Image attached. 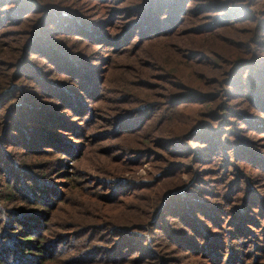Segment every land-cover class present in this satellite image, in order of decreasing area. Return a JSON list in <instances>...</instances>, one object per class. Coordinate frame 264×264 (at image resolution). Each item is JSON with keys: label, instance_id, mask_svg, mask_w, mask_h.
Masks as SVG:
<instances>
[{"label": "trees", "instance_id": "trees-1", "mask_svg": "<svg viewBox=\"0 0 264 264\" xmlns=\"http://www.w3.org/2000/svg\"><path fill=\"white\" fill-rule=\"evenodd\" d=\"M117 66L139 106L102 118ZM157 105L195 124L156 136ZM88 150L106 166L71 171ZM74 189L89 214L53 228ZM0 264H264V0H0Z\"/></svg>", "mask_w": 264, "mask_h": 264}, {"label": "rangeland", "instance_id": "rangeland-1", "mask_svg": "<svg viewBox=\"0 0 264 264\" xmlns=\"http://www.w3.org/2000/svg\"><path fill=\"white\" fill-rule=\"evenodd\" d=\"M106 50V49H105ZM124 72L121 66H117L116 69L114 71H112V73L109 76V84L107 85V91L104 93V95L106 96L107 100H105L104 102H101L100 104H96L95 106H93L94 108L97 109V114L100 115V117L102 118H108V116H111L113 114H115V109L119 106L121 107H125L127 109H132V108H137V106H139V104L137 103H118V101H116L117 97H120L119 94H116L113 92V90L116 88L117 83L119 82V78L121 77V73ZM152 72V71H151ZM125 80L128 79H134V76L128 75L125 73L124 75ZM142 93H138L136 92L138 99H147V100H152V91L149 90H142ZM156 93V92H155ZM122 102V101H120ZM152 103V101H150ZM159 106V111L158 113L155 114V116L151 119L150 124L152 125V127L149 128V130L151 132H153L154 130L152 129H156V136L159 137H169V136H175V135H179L180 131L188 128L191 125H194L195 120H196V113L198 112L199 106L198 105H192L189 106L187 108H184L182 111H177L172 117L168 116L167 118H163V113L161 112V109H164L163 106L157 105ZM165 114V113H164ZM183 120V121H180ZM161 122V123H160ZM104 122L102 120H98V123L90 130L91 134H99L101 131L107 130L108 128L105 127V125H103ZM131 134V133H128ZM142 134L145 135V132L142 131ZM135 135H127L125 136L123 139H117L114 141H106V142H102V143H96L93 146L94 147V151L97 153L98 150H100L101 148H103L104 146L112 143V142H116V143H120L122 145H133V144H137V141L135 140ZM125 140V141H124ZM160 152V151H158ZM117 154V153H116ZM115 154H112V156H114ZM96 159H97V163H96ZM103 159V160H102ZM106 158L105 157H101V156H97V157H93L91 155V152L88 150L85 153V157L82 160L76 161L75 159L72 160L71 164H73V168L70 169L71 171H79V172H89L88 174H94L96 175L98 170H102L101 168L105 167L106 164L102 163L101 161H104ZM172 159V158H171ZM158 165H154L152 162H148L143 160V162L139 165H130V164H124L121 165V167H123L122 170L127 169L125 172H120L118 175V177H120L121 179H133L136 181H153L154 177L159 174L158 171ZM84 178V175L81 174V176H78V180H82V178ZM187 177V176H186ZM87 178H89V176H87ZM88 182V179L86 180ZM177 181V183L180 182V176H175L174 178H167V179H162L159 183V185L157 186L156 189V196L159 198H163L164 196V192L170 187H172V183ZM88 190H86V192H92V188H87ZM90 189V190H89ZM72 191H75L76 195L75 198L77 199L78 203H80L81 205H75L73 203H71L70 201H66V202H62L61 203V209L58 211V217L55 218V224L53 225V228H58L56 226H61V223H65L68 220V215L71 213L72 216H77L76 219L77 220H82L85 219L83 217H86L89 214V210H90V204H91V200L88 199V203H86V194L84 192H80L79 189H74ZM85 195H84V194ZM84 199V200H83ZM4 223V221H3ZM63 231V229H62Z\"/></svg>", "mask_w": 264, "mask_h": 264}]
</instances>
